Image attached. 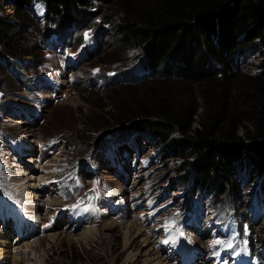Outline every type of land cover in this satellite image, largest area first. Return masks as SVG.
Wrapping results in <instances>:
<instances>
[{"label":"rangeland","instance_id":"1","mask_svg":"<svg viewBox=\"0 0 264 264\" xmlns=\"http://www.w3.org/2000/svg\"><path fill=\"white\" fill-rule=\"evenodd\" d=\"M114 1L91 0L87 15L75 19L78 22H64L61 28L53 24L47 27L40 5L31 6L27 11L35 19L27 17L20 22L21 30L16 37L20 49L24 53H29L30 49L33 51L29 56L10 59L0 71L1 195L11 194L20 204L28 201L23 199L19 190H15L16 186L21 190L19 181L9 180L16 179L12 173L16 169L11 168L14 163L10 161V164L6 160L7 153L12 151L8 149V139L17 147H23L31 157L30 164L23 162V159L15 163L19 165L15 172L19 173L18 177L23 180L32 174L37 179L42 175L46 182L51 179L55 184V181L69 174L71 163H75L77 158H87L95 145L101 144L108 134L114 132L105 134L101 129L97 133L92 132L94 124L107 120V114L127 97L120 87L110 88L119 84L132 90L131 86L138 85L134 82L135 78L147 75V71L137 66L143 56L141 51L126 54L122 48H117L119 28L123 22L118 15L120 9ZM3 13L9 14L11 9L4 6ZM51 28L60 36L57 41L50 40L48 31ZM67 29H72L70 37L63 38L62 34ZM78 55L84 60L80 61L79 67L69 68L72 72L67 68V75H64L63 66L67 65L68 58L75 59ZM263 65L264 48L258 41L253 42L245 48L238 66L242 73L255 75L263 71ZM216 70L218 73L219 68L216 67ZM157 74H160V70ZM60 78H65V82L59 81ZM41 80L51 84L52 88L38 85ZM58 82L63 83V86L59 87ZM146 136L126 141L129 144L122 142L123 146L120 144L118 149H114L121 170H117L119 167L115 160L111 162V152L107 149L105 158L98 157L94 161L98 164L95 172L80 171L78 177L82 194L93 187L95 193L108 192V195L116 197L103 199L96 204L97 209L104 213L102 220L100 218L96 223L79 228H75V224L72 227L62 223V218L56 220L55 224L56 214L64 211L66 206H73L76 212L83 210L90 213L94 211L95 204L91 202L92 199H87V195L81 199H77L81 194L66 198L58 186L44 184L41 191L44 199L41 202H48L38 211V219L43 221L42 226H39L43 234L34 236L33 232L21 228L15 219L14 232L11 229L12 222L9 224L11 240L5 239L11 247L8 255L18 258V264H143L144 254L150 252L154 261L149 264H154L158 255L170 264L165 252L161 251L163 234L158 236V232L164 233L171 229L178 217L188 211L189 205L186 204L190 198L200 200L204 222L210 219L214 223L221 222L228 215V209H233L237 219L250 226L254 239L259 242L264 239V206L263 212L254 220L250 209L253 201L264 204V175L247 177L249 171L243 168L239 170L235 166L234 175L239 186L233 197L229 194L215 197L204 192L200 195L196 190L192 193L191 188H187L190 178L188 167L195 160L189 157L176 158L170 150L169 140L157 141ZM149 137L152 140L150 142ZM53 142L56 143L55 147L48 146ZM21 192L24 193L23 190ZM29 196L40 198L39 195ZM41 202L37 203L40 205ZM112 210L116 212L112 214ZM29 216L32 218L31 214ZM9 220H13L12 213ZM45 225H49L47 231ZM130 225L135 228L129 242L134 237L138 242L134 251L124 248V237ZM19 226L21 238L17 236ZM6 231H0V240ZM190 238L193 245L204 251L200 254L203 259H207L205 252L209 251L214 240L222 242L219 247L223 248L213 247L209 251L212 255L223 253L224 246L232 240V237L225 236L210 238L209 231L190 234ZM143 240L149 245L146 246ZM24 244L28 247L24 248ZM19 248L21 250H17ZM3 249L5 247L0 243L1 264H15V259L6 260L7 248ZM201 261L197 260V264H202Z\"/></svg>","mask_w":264,"mask_h":264},{"label":"trees","instance_id":"2","mask_svg":"<svg viewBox=\"0 0 264 264\" xmlns=\"http://www.w3.org/2000/svg\"><path fill=\"white\" fill-rule=\"evenodd\" d=\"M34 2L43 5L47 27L58 28L67 21L78 22L75 19L87 15L92 5L91 0H0V71L10 59L33 51H21L16 37L20 22L35 19L27 12ZM114 3L123 22L117 48L126 54L141 51L144 57L137 66L147 75L135 78L138 85L132 90L119 84L110 88L120 87L127 97L107 114V120L95 123L92 132H114L87 158L71 163L70 170L87 164L96 152L148 135L169 140L174 157L195 160L188 167L187 188L192 193L233 197L239 186L235 166L249 171L247 177L264 175V69L246 75L238 66L247 46L258 41L264 48V0ZM4 6L11 13L4 14ZM49 30L52 38L60 37ZM69 30L63 38L70 37ZM150 76L154 77L141 80ZM258 243L251 238L252 246Z\"/></svg>","mask_w":264,"mask_h":264},{"label":"bare ground","instance_id":"3","mask_svg":"<svg viewBox=\"0 0 264 264\" xmlns=\"http://www.w3.org/2000/svg\"><path fill=\"white\" fill-rule=\"evenodd\" d=\"M72 30H69L68 32H67V36H70V32H71ZM88 54H89V52H88ZM59 81H64L63 79H61V80H59ZM60 83V82H59ZM41 85V86H43L44 85V87H47V88H50V84L48 83V82H46V81H44V80H41V81H39V83H38V85ZM60 84H63V83H60ZM27 157V158H26ZM9 158V157H8ZM27 160H26V159ZM29 158H31V157H29V155H27V156H25V157H19V160H21V159H23L24 161L23 162H25V163H31V159H29ZM10 159V160H9ZM8 160H9V163L11 164V162L12 163H14V164H12L11 165V168L13 169V168H15L16 170L14 171V172H12L13 173V175H16V179L14 178H12V179H9L10 181H14V182H16V183H18V181H19V183H20V186H21V190H23V192L24 193H22L21 192V190L16 186L15 187V190L17 189V190H19V193H20V195L21 196H23V199H27L28 201L27 202H24V201H22L21 202V204L18 202L17 204H18V209H21V210H25L24 212L25 213H27L28 215L29 214H31L32 215V218H33V220H38V211H40L41 210V208L40 207H44L46 204H47V202H48V200H45L43 203L41 202L44 198H43V196H42V188L44 187V184H46V186H47V182H46V180L44 179V176H42V175H40L39 176V178H35V177H32V174H30V176L29 175H27V176H25V179H21V177H18V175H19V173H15L16 171H17V166H19V165H17V164H15V163H17L16 161L14 162V159L12 160L11 158H9ZM6 160H7V158H6ZM11 161V162H10ZM32 162H33V160H32ZM34 165V164H33ZM9 168V167H8ZM20 168V170L22 171L23 170V168H21V167H19ZM28 167H26V169H27ZM11 169V170H12ZM25 170V169H24ZM13 171V170H12ZM24 173H26L27 174V172H24ZM21 180V181H20ZM12 181V182H13ZM14 184V183H13ZM14 187V186H13ZM26 188V189H25ZM28 190H34V192H31V193H27V192H29ZM27 194H26V193ZM30 194H33V195H39V197L40 198H37V196H36V198H31V197H33V196H29ZM50 198V197H49ZM35 201H37V202H41V204L39 205L37 202H35ZM33 205V206H32ZM55 216V214L54 215H52L51 217H54ZM24 218H25V216H23L22 214H18L17 215V218H16V222H17V224L18 225H20L21 224V222H23V220H24ZM62 221V223L64 222L63 220H61ZM61 223V224H62ZM64 225V224H63ZM59 228V226L57 227V229ZM63 228V227H62ZM135 227L133 226V225H130V226H128V229H127V232H126V235H125V237H124V248H125V250L126 249H131L132 251H134L135 249H134V247H136L137 246V239H136V237H134V238H132V241L131 242H129L130 240H129V238L132 236V232H133V229H134ZM67 228H65V230H66ZM59 230V229H58ZM68 230V229H67ZM21 231V228H20V226L17 228V236H19L20 237V232ZM69 231V230H68ZM25 232V231H24ZM3 234H5V235H3V238H1V240H0V243L2 244V247L4 248L5 247V249L7 248V251H5L6 252V260L7 261H10L11 259H15V264H18L19 262H18V258H11L8 254L10 253V249H11V247H10V244H9V242L8 241H10L11 240V237L10 236H12L10 233H9V231H6L5 233H3ZM23 234H25V233H23ZM29 234V233H28ZM154 235V234H153ZM16 236V235H15ZM35 236V235H34ZM8 238V241L7 240H5V239H7ZM14 239H15V237H13ZM21 238V237H20ZM34 238V237H33ZM14 239H13V241H14ZM26 239V238H25ZM30 239H32V237L30 238ZM28 240V239H27ZM27 240H25V241H27ZM147 240V239H146ZM146 240H143V243H145V245L146 246H148L149 245V243L146 241ZM19 241V240H18ZM134 242L136 243V245L134 244ZM7 244V245H6ZM12 244V243H11ZM161 244V243H160ZM25 245V244H24ZM28 246L27 245H25L24 246V248H27ZM143 248V247H142ZM5 249H3V250H5ZM23 249V248H22ZM137 249V248H136ZM17 250H21V248H19V249H17ZM24 250H26V249H24ZM147 252V251H146ZM159 253H160V251H159ZM156 254V253H155ZM140 255V254H139ZM155 256V255H154ZM144 260H143V264H149V263H151L152 261H154V259H152V258H154V257H152L151 258V256H150V252H148V253H145L144 254ZM146 257H148V258H146ZM1 258V257H0ZM161 257H159V255L155 258L157 261H155V263L154 264H164L163 263V261L167 264V259H160ZM2 259V258H1ZM0 264H1V262H0ZM153 264V263H152Z\"/></svg>","mask_w":264,"mask_h":264},{"label":"snow or ice","instance_id":"4","mask_svg":"<svg viewBox=\"0 0 264 264\" xmlns=\"http://www.w3.org/2000/svg\"><path fill=\"white\" fill-rule=\"evenodd\" d=\"M45 227H48V225H45ZM217 243H219V241H217ZM228 247H231V245L229 244Z\"/></svg>","mask_w":264,"mask_h":264}]
</instances>
